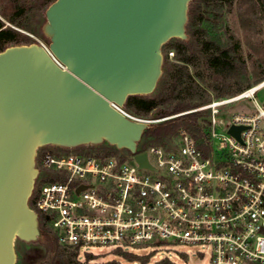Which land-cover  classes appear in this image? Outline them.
<instances>
[{
  "label": "built area",
  "instance_id": "obj_1",
  "mask_svg": "<svg viewBox=\"0 0 264 264\" xmlns=\"http://www.w3.org/2000/svg\"><path fill=\"white\" fill-rule=\"evenodd\" d=\"M1 20V18H0ZM52 60L48 46L38 42ZM169 52V56H173ZM264 79L229 98L214 99L202 126L205 149L185 130L168 146L134 155H92L52 146L37 150L39 173L29 207L62 247L203 244L211 264H264ZM248 100L246 113L226 109ZM126 118L135 117L110 104ZM231 129L240 130L238 137ZM142 152H138L140 154Z\"/></svg>",
  "mask_w": 264,
  "mask_h": 264
},
{
  "label": "water",
  "instance_id": "obj_2",
  "mask_svg": "<svg viewBox=\"0 0 264 264\" xmlns=\"http://www.w3.org/2000/svg\"><path fill=\"white\" fill-rule=\"evenodd\" d=\"M191 0H55L42 28L48 49L14 45L0 52V264H15V241L42 239L29 199L39 148L104 143L152 169L137 145L150 124L126 118L128 97L154 92L162 47L188 39ZM240 130L231 129L238 137Z\"/></svg>",
  "mask_w": 264,
  "mask_h": 264
},
{
  "label": "trees",
  "instance_id": "obj_3",
  "mask_svg": "<svg viewBox=\"0 0 264 264\" xmlns=\"http://www.w3.org/2000/svg\"><path fill=\"white\" fill-rule=\"evenodd\" d=\"M31 0L21 4L18 0H3L6 6L14 10L7 16L9 23L21 26V21L32 9L40 11L55 0H35V5L25 7ZM235 0H191L188 7L186 32L189 40L171 39L162 48L174 50V60L169 61L165 54L162 75L154 92L146 96H131L123 109L129 114L143 119L166 118L151 123L144 131L137 145L142 152L150 146H168L180 130H185L205 149L202 126L209 112L196 110L211 102L212 99L229 98L264 79L251 82L245 62L238 52V44L228 34L227 16ZM264 13V0H256ZM30 39L21 38L20 33L0 20V52L14 45L29 44ZM213 96V97H212ZM196 110V111H193ZM74 151L92 155L130 156L127 150H117L104 143L98 146H81ZM42 239L37 242L41 256L31 264H116L115 262H97V256L85 254L79 259V249L62 247L56 238L39 223ZM127 261L147 264L148 256H137L121 252ZM154 264H174L163 258Z\"/></svg>",
  "mask_w": 264,
  "mask_h": 264
},
{
  "label": "rangeland",
  "instance_id": "obj_4",
  "mask_svg": "<svg viewBox=\"0 0 264 264\" xmlns=\"http://www.w3.org/2000/svg\"><path fill=\"white\" fill-rule=\"evenodd\" d=\"M18 1L23 4L25 0ZM35 3V0H31L25 7L34 6ZM4 5L5 3H3V0H0V18L7 27L17 30L22 39H24V37L29 38V44H38V42H41L48 46L49 40L42 32V28L46 22V10L40 11L38 9H32L22 19L21 26H16L9 23L7 20L8 14L14 10L8 5L6 6V10H2ZM227 19L228 34L238 44V52L245 62L250 81L254 82L264 77V13H262L258 2L256 0H235ZM188 40L189 35L188 39L184 41L187 42ZM169 52L174 53V50L167 51L165 48H162L163 60L166 53L168 54L169 61L174 60L175 54L171 57L169 56ZM262 99H264V92L258 95V101L262 102ZM253 109L254 106H252L251 102L248 100L236 103L226 109V119L228 120L233 114L246 113ZM164 119L166 118L148 120L162 121ZM50 149H53V147L45 146L40 150L46 151ZM14 248L16 253L15 264H31L41 256V248L37 242L25 243L16 240ZM121 252H128L137 256H148L149 261L147 264H154L163 258H168L174 264H211L210 253L205 245L183 243H165L161 245H142L137 247L125 246L123 249L116 250L106 246H84L79 250V259L83 261L85 254H93L97 256V262L140 264L138 261H127L122 258Z\"/></svg>",
  "mask_w": 264,
  "mask_h": 264
}]
</instances>
